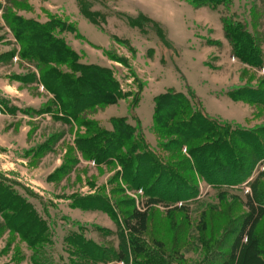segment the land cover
<instances>
[{"label":"rangeland","instance_id":"rangeland-1","mask_svg":"<svg viewBox=\"0 0 264 264\" xmlns=\"http://www.w3.org/2000/svg\"><path fill=\"white\" fill-rule=\"evenodd\" d=\"M82 1L99 13L95 22L81 12L79 0H0V181L27 201L48 231L43 249L36 254L29 237L12 229L0 210V264H160L162 260L164 264H209L206 258L223 264L230 256L236 262L249 238L250 227L240 238L238 232L245 220L242 216L253 211L250 184L264 171V162L241 186L217 187L193 174L194 199L183 187L176 190L164 181L157 186L159 194L184 200L150 204L143 189L128 185L116 161L99 164L85 157L79 137L88 129L79 122L91 120L113 131L114 118H126L132 126L138 120L147 142L157 149L161 139L153 128L154 99L174 89L186 95L193 92L204 112L221 123L264 128L263 103L230 95L245 86L259 87L264 70L232 55L222 23L224 17L246 23L264 50V0H231L228 6L215 8H196L189 0ZM52 17L66 22L53 35L63 39L70 53L64 61L40 66L36 54L47 45L28 42L23 35L30 29L19 27L17 33L14 23L45 24ZM27 42L34 54L25 50ZM75 66L111 70L119 87L113 101L75 116L64 110L61 101L70 102L67 88L57 78L43 76L48 68L82 75ZM88 94L90 98L79 103L100 101L98 93ZM137 95L140 101L133 106ZM182 153L187 154L186 148ZM221 176L217 179L224 180L227 174ZM259 182L264 188V176ZM118 187L123 190L117 193ZM100 196L108 198L114 213L94 198ZM122 199L123 204L118 202ZM126 202L140 216L129 220L132 231L122 214L128 211ZM180 206H185L182 211L177 209ZM227 207L233 213L231 221H215L217 211ZM210 214L212 230L225 227L215 238L208 232L205 244L198 229ZM256 226L264 234V217ZM131 235L140 241L136 251L128 244ZM79 238L101 251L94 258H83ZM260 256L264 259V254ZM250 264L261 263L251 259Z\"/></svg>","mask_w":264,"mask_h":264},{"label":"trees","instance_id":"trees-1","mask_svg":"<svg viewBox=\"0 0 264 264\" xmlns=\"http://www.w3.org/2000/svg\"><path fill=\"white\" fill-rule=\"evenodd\" d=\"M189 1L196 8L205 6L215 8L220 4L228 6L231 0ZM79 5L81 12L92 22H95L94 17L97 14L99 15V13L91 12L88 2L79 0ZM222 23L225 37L231 46L232 55L246 65L264 70V50L258 35L254 34L246 23L233 20L230 17H224ZM19 27H28L30 29L23 35L28 42L30 40L32 43L42 44V46L47 45L42 54H36L37 59L41 62L39 63L40 66L42 64L61 62L68 58L70 52L64 46L63 39H58L53 35V30L55 28H65L66 22L52 17L45 24L27 22L22 25L20 22L14 23V29L17 33L20 32ZM69 28L71 29L72 27ZM69 28L68 30H70ZM73 29L75 28L73 27ZM28 45L25 50L28 51V54H34V47L31 43ZM72 56L76 58L74 55ZM113 60L123 63L121 59ZM51 69L48 68L43 78L45 80H50L51 78L56 80L55 78H57L58 81L56 80V82L61 81L62 87L67 88L66 97L70 99V102L67 104L64 100V102L61 101L60 105L69 114L74 113V116L77 113L78 115L81 114L84 110H91L102 103H111L114 99V94L119 93L118 84L112 78L111 70L94 68L88 71V69L83 67L75 66V71L83 72L82 75L78 76L76 74L64 75ZM133 75L136 78L135 74ZM58 87L56 92L58 90V95L63 97ZM87 92L89 94L90 92L98 93L100 101L79 103L80 100L81 102H86L90 98L86 96ZM230 95L236 100L264 104V83H261L256 88L245 86L235 92H231ZM139 101V95H137L133 106H137ZM154 102L153 128L161 139L157 149L152 148L147 142L138 120L136 126H132L127 122L126 118H114L111 121L114 127L113 131L101 128L96 122L91 120L82 119L79 122L80 126H86L88 129L84 136L79 137L80 143L83 144L82 146L84 147L85 145L83 149L85 157L94 159L99 164H108L116 161L122 166L123 176L127 180L128 185L143 189L150 199V204H175L184 200L179 196L170 197L159 194L157 186H160L164 181L168 182L169 185H173L176 190H178L179 186L183 187L186 191L192 193L191 198L194 199L197 197V190L194 188L193 174L197 173L202 177H206L211 185L217 187L241 186L250 179L253 168L258 163L264 162L263 127L245 128L239 125L221 123L204 112V109L201 108L202 105L191 91L186 95L174 89H169L166 93L157 96ZM183 148L187 150L186 155L182 153ZM223 174H227L224 177L226 179H217L222 177L221 175ZM229 175L230 177L228 178ZM262 176H264V171L250 184L252 194L248 195V198L250 199L249 205L253 211L248 215L245 214L246 216H242L245 220L238 232V237L240 238L244 230L250 227L247 232L248 243L242 249L236 262L230 256L231 258L224 261L223 264H250L251 259L264 264V259L260 256L261 253L264 254V234L256 226L258 220L264 217V188L259 182ZM122 190L121 187H118L116 192L118 193ZM94 198L102 202L103 207L112 212L108 198L105 196ZM85 199L91 200L92 197ZM124 201L126 200L122 199L118 202L123 204ZM126 204H128L126 205L128 211H124L122 214L123 216L125 215L127 228L132 231L129 220L138 219L140 216L138 217V213L132 208L131 202H126ZM78 206L81 205L78 203ZM182 207L185 206H180L177 209L182 211ZM228 208L230 207L217 211V216L214 213L216 218H218L215 221L225 219L230 222L233 213ZM0 210L5 211L4 218L8 221L9 226L12 229L24 232L25 236L29 237L30 244L36 248L35 253L39 254L41 249H43L41 246L48 238L45 222L37 218L34 210L21 195L14 192L12 188L2 181H0ZM205 218L206 216L202 222L203 227L198 230L201 233L200 239L204 240L205 244H208L206 243L208 232H210L212 237L223 230L222 228L225 226L223 225L219 229L213 228L212 230L210 227L213 224V217L210 214L208 220H205ZM187 223L190 225L188 220ZM232 223L230 225H233ZM205 231L207 232L205 233ZM79 240L83 242L82 247H79L82 249L81 256L83 258L87 259L86 256L94 258L95 252L101 251L95 244L85 242L81 238ZM137 242H140L139 239H135L132 235L129 237L128 244L135 251L137 250ZM86 247H88L87 250H85ZM219 254L225 256L223 253L219 252ZM152 259L153 257H149L151 262L153 261ZM163 262L162 260L160 264H164ZM36 263L41 264L39 262ZM206 263L213 264L214 262L208 261V258H206Z\"/></svg>","mask_w":264,"mask_h":264}]
</instances>
